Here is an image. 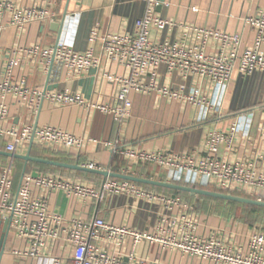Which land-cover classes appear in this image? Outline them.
<instances>
[{
  "label": "built area",
  "instance_id": "obj_1",
  "mask_svg": "<svg viewBox=\"0 0 264 264\" xmlns=\"http://www.w3.org/2000/svg\"><path fill=\"white\" fill-rule=\"evenodd\" d=\"M148 8L138 18L131 33H107L102 36V51L96 55L92 48L78 52L64 41L58 40L44 49L29 47L19 53L38 56L47 70L54 63L63 64L69 73L81 75L92 67H101L105 78L112 82L110 102L86 101L78 93L51 91L46 86L32 87L26 76L16 78L14 69L19 63L17 55L7 62L0 76V94L12 95L32 107L48 100L61 105H81L109 115L123 122L131 115L132 92L148 93L158 88L160 69L167 74L190 78L194 85L186 89L159 88L162 95L190 104L197 111V120L216 114L223 117L224 100L236 69L244 74L264 71V8L241 17L244 25L255 32L253 45L241 51L243 33L217 28L180 25L185 36L181 42L155 41L153 31L177 26V23L157 16L154 8L159 0H147ZM53 0L45 5L19 6L14 0H0V36L8 24L24 32L32 23L54 20ZM196 10V8H193ZM97 36H93L96 39ZM209 45L214 49L209 50ZM18 54V53H15ZM116 65L122 71H112ZM9 108L0 104V145L6 140V150L15 153L32 140L51 148L82 149L83 141L55 126H7ZM243 125H232L228 131H210L201 149L193 152L145 150L123 141L121 137L106 140L92 139L119 154L127 163L153 164L191 175V185H214L221 192H245L251 198L264 201V156L255 155L243 160H225L218 156L221 145H232ZM259 140L264 142V125L258 127ZM85 167L98 168L95 165ZM124 174H129L127 166ZM39 190L40 194L35 192ZM62 190L70 196L101 200L106 194H128L163 206L152 232H141L127 225H116L102 217L85 221L73 218L67 221L49 208L48 193ZM195 206L179 195L165 194L146 188L130 180L107 178L101 189L79 182H71L55 175L40 172L23 175L15 187L12 165L0 174V219H9L10 231L19 244L12 255L20 264H34L50 258L51 264H164L161 260L147 261L134 252L125 259L117 251L126 238L134 242L146 240L158 243L162 251H180L216 264H264V222L257 224L247 235L244 246H234L231 240L216 235L202 236ZM229 239V238H228ZM115 249L112 252L110 249Z\"/></svg>",
  "mask_w": 264,
  "mask_h": 264
},
{
  "label": "crops",
  "instance_id": "obj_2",
  "mask_svg": "<svg viewBox=\"0 0 264 264\" xmlns=\"http://www.w3.org/2000/svg\"><path fill=\"white\" fill-rule=\"evenodd\" d=\"M14 1L19 6H40L45 5L46 0ZM159 1L154 13L176 22L177 26L153 31L152 38L155 41L181 42L188 37V43L193 33L189 32V35L185 36L184 28L179 26L186 24L229 32L241 31L243 33L241 51L253 45L255 41L254 30L244 25L241 17L264 8V0ZM51 8L56 13L54 20L34 22L24 32L9 25L8 15L4 16L3 22L6 27L0 36V76L4 75L8 60L17 55L19 63L14 69V75L16 78L26 76L30 86L43 85L51 91L78 93L86 101L110 102L114 86L105 78L101 67H92L81 75H74L69 73L63 64L54 62L46 70L40 57H32L19 51L29 47L44 49L62 40L75 51L84 52L92 48L96 55H100L102 51L100 38L107 33L133 32L136 20L143 17L147 11L148 1L53 0ZM94 35L97 36L96 39H93ZM208 49L213 50V45L212 47L209 45ZM112 71L121 72L122 68L114 65ZM192 85H194L192 79L184 78L177 73L169 75L160 69L158 88L148 93H131L133 101L131 115L123 122L114 121L109 115L87 106H65L48 100L43 101L39 107H32L26 102L20 103L17 97L12 95L3 97L0 94V104H5L9 108L7 126H55L81 138L82 149L72 150L51 148L34 141L32 156L65 163L95 165L118 173L124 172L127 166L130 175L191 185L188 182L191 175L187 172L161 168L153 164H129L119 154L102 143L93 142L92 139L121 137L124 142L148 151L193 152L204 146L205 138L210 131H228L235 124L243 125V128L235 135L232 145H221L218 156L230 161L253 158L257 154L264 156V142L258 137V127L264 125V71H256L249 75L238 69L234 71L224 100L223 117L211 113L207 118L198 121L197 111L190 104L159 92V88L163 86H169L171 89L180 87L188 89ZM6 142L4 140L1 143L0 151L9 152L6 150ZM29 145L30 143L19 148L13 154L26 155ZM10 165L13 167L14 178L19 175L18 182L15 183V187H18L26 162L20 158L0 154V174ZM40 172L71 182L83 183L98 190L107 178H113L39 162H28L26 173ZM161 190L171 193L170 189ZM35 192L38 194L40 191ZM246 194L243 196L248 197ZM183 199L193 204L199 214L197 231L199 235H216L231 240L235 247L244 246L247 234L257 225L248 226L247 223L238 221L232 214L229 203L219 204L214 199L199 198L198 195L190 194L188 198L183 196ZM48 204L50 210L61 215L67 223L73 218L80 217L90 221L95 217H102L116 225H127L141 232H152L163 211V206L158 202H150L128 194H106L103 199L97 200L92 197L70 196L62 190H56L48 193ZM258 219V224L264 222V213ZM5 223V219H0V238ZM18 244L19 240L10 231L0 264L21 263V260L11 252ZM110 250L114 252L115 249ZM117 251L125 259L134 252L147 261L159 259L164 264H216L180 251H162L160 244L146 240L134 242L126 238ZM34 264H51V259L43 258Z\"/></svg>",
  "mask_w": 264,
  "mask_h": 264
},
{
  "label": "water",
  "instance_id": "obj_3",
  "mask_svg": "<svg viewBox=\"0 0 264 264\" xmlns=\"http://www.w3.org/2000/svg\"><path fill=\"white\" fill-rule=\"evenodd\" d=\"M33 145H34V140L30 142L29 150L26 155L13 154V153L5 152V151H0V154L25 160L26 165L23 169V175L26 173L28 162H39V163L49 164V165L58 166V167H64V168H69V169H75V170H81V171L101 174V175H104L105 177H113L117 179L130 180L133 182H137V183L145 184L149 186L161 187V188H166V189H171V190H178V191L189 193L190 195H202V196L212 197L216 199H223L227 201H234L238 203L264 207V201H258L251 197H246L242 195L228 194V193H224L220 191L210 190V189L199 187L197 185L170 183V182H166L162 180H154V179L130 175V174L118 173V172L110 171L107 169L89 168V167L80 165L79 163L71 164V163H65V162L50 160V159L41 158V157H35L31 155V149ZM9 232H10V224H9V219H7L3 233L0 238V262L5 253V246H6V241H7Z\"/></svg>",
  "mask_w": 264,
  "mask_h": 264
},
{
  "label": "rangeland",
  "instance_id": "obj_4",
  "mask_svg": "<svg viewBox=\"0 0 264 264\" xmlns=\"http://www.w3.org/2000/svg\"><path fill=\"white\" fill-rule=\"evenodd\" d=\"M18 179H19V175H17L14 180H15V183L18 182ZM205 187L203 188H206V189H210V190H215V191H219L215 188V186L213 185H204ZM162 193H165L167 194L168 192H164L163 190H161ZM160 191V192H161ZM221 192V191H220ZM235 195H245V192H237V191H234ZM247 195V194H246ZM184 196V195H183ZM187 197V196H185ZM247 197V196H246ZM248 197H250V195H248ZM217 203L219 204H224L226 202H222L220 200H215ZM230 207H231V212L232 214L236 217V219L238 221H243L245 223L248 224V226H254L256 224H258V218L260 216H262V213H264V211L262 210H255L253 208V206L251 205H248V204H243V203H238V204H229ZM200 208V207H199Z\"/></svg>",
  "mask_w": 264,
  "mask_h": 264
},
{
  "label": "trees",
  "instance_id": "obj_5",
  "mask_svg": "<svg viewBox=\"0 0 264 264\" xmlns=\"http://www.w3.org/2000/svg\"><path fill=\"white\" fill-rule=\"evenodd\" d=\"M145 165H149V164H145ZM143 186H145L146 188H152V189H155V190H158V191H160L161 189H163V188H161V187H154V186H149V185H143ZM199 187H205V186H199ZM171 190V189H170ZM171 193H170V195H179V196H181L182 198H183V195L184 196H187L186 198H188V194L189 193H186V192H182V191H178V190H171L170 191ZM169 194V193H168ZM198 197L199 198H207V199H214V200H220V201H222V202H226V203H229V204H238V202H234V201H227V200H223V199H216V198H212V197H207V196H202V195H198ZM249 205V204H248ZM251 206H253V208L254 209H256V210H262V211H264V207H260V206H255V205H251ZM258 210V211H259Z\"/></svg>",
  "mask_w": 264,
  "mask_h": 264
}]
</instances>
